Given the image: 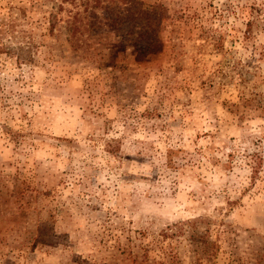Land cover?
I'll return each instance as SVG.
<instances>
[{"label":"rangeland","instance_id":"obj_1","mask_svg":"<svg viewBox=\"0 0 264 264\" xmlns=\"http://www.w3.org/2000/svg\"><path fill=\"white\" fill-rule=\"evenodd\" d=\"M140 1L0 0V264H264V0Z\"/></svg>","mask_w":264,"mask_h":264},{"label":"trees","instance_id":"obj_2","mask_svg":"<svg viewBox=\"0 0 264 264\" xmlns=\"http://www.w3.org/2000/svg\"><path fill=\"white\" fill-rule=\"evenodd\" d=\"M62 3H70L74 7L82 5L81 12L85 15L83 18H89L91 21H99V14L96 11L99 9L101 10L100 16L104 19L109 17L110 23L117 24L120 21H125L126 18L132 25L139 27L138 38L144 39L142 48L134 46L136 58L139 61L143 60L151 51L150 49L157 45V35L153 31L152 22L157 19V15L160 13L159 5L143 6L140 0H62ZM81 12L76 10L68 19V25L72 32H77L80 28L79 24L84 22L80 16ZM113 13L114 17L111 16ZM252 172L255 174L256 170L254 169Z\"/></svg>","mask_w":264,"mask_h":264}]
</instances>
